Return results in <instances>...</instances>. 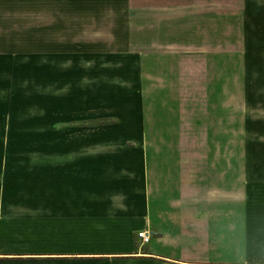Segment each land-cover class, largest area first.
<instances>
[{"label":"crops","instance_id":"0c3cea01","mask_svg":"<svg viewBox=\"0 0 264 264\" xmlns=\"http://www.w3.org/2000/svg\"><path fill=\"white\" fill-rule=\"evenodd\" d=\"M60 1L35 3L52 8ZM66 1L83 4L86 14L124 17L123 25L92 29L125 30V45L140 48L127 56L139 79L131 91L138 119H132L131 135L100 137L99 147L108 150L85 148L82 157L79 151H48L46 159L36 153L37 173L47 175L45 186L37 184L34 199H0V264H264V181H237L235 154L221 151L227 145L200 149L201 144L235 140L215 134L221 125L205 120L179 119L175 127L181 134H173L172 122H160L164 125L158 128L148 113L172 107L164 88L154 94L143 87L145 78H158L159 73H143L140 62L165 64L166 56L153 55L156 48L187 46L188 41L173 36L202 30L204 0ZM252 1L239 0L237 10L217 9L212 18L264 19V6ZM8 61L9 56L0 55V70ZM167 71L162 75L171 73ZM159 98L163 107L158 109L152 102ZM51 122L52 128L59 125L58 120ZM191 128L197 132L189 134ZM177 143L181 145L173 151L171 144ZM140 231L149 235L144 247L136 237Z\"/></svg>","mask_w":264,"mask_h":264},{"label":"rangeland","instance_id":"374dc122","mask_svg":"<svg viewBox=\"0 0 264 264\" xmlns=\"http://www.w3.org/2000/svg\"><path fill=\"white\" fill-rule=\"evenodd\" d=\"M229 1L213 7L204 0L202 30L173 36L188 45L155 49L156 58L167 57L165 64L140 62L143 73H159L145 78L143 87L154 94L166 91L172 107L148 113L158 128L172 122L173 134H181L175 127L179 119L221 125L215 134H229L234 143L211 142L200 149L227 145L221 151L235 154L237 181H264V19L228 14L213 19L217 9L237 10L239 0ZM253 1L264 6V0ZM36 4L0 0V55L11 60L0 70V199L13 202L34 199L37 184L45 186L47 175L36 170L37 152L46 159L48 151H79L81 157L85 148L105 151L99 147L102 135H131L132 119H138L131 91L139 79L127 56L140 48L125 45V30L92 29L123 25L124 17L86 14L83 4L66 0L52 8ZM167 70L171 73L162 75ZM162 101L152 104L159 109ZM52 120L59 125L52 128ZM180 145L171 144L173 151Z\"/></svg>","mask_w":264,"mask_h":264},{"label":"built area","instance_id":"2783aa9c","mask_svg":"<svg viewBox=\"0 0 264 264\" xmlns=\"http://www.w3.org/2000/svg\"><path fill=\"white\" fill-rule=\"evenodd\" d=\"M137 239L139 240V246L143 247L149 241V235L145 231H140L136 234Z\"/></svg>","mask_w":264,"mask_h":264}]
</instances>
